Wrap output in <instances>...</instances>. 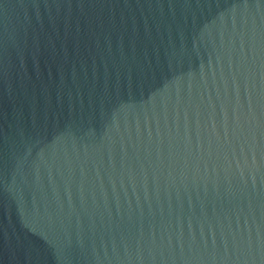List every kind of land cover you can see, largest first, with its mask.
Segmentation results:
<instances>
[{"label":"water","instance_id":"95a60500","mask_svg":"<svg viewBox=\"0 0 264 264\" xmlns=\"http://www.w3.org/2000/svg\"><path fill=\"white\" fill-rule=\"evenodd\" d=\"M0 264H264V0H0Z\"/></svg>","mask_w":264,"mask_h":264}]
</instances>
